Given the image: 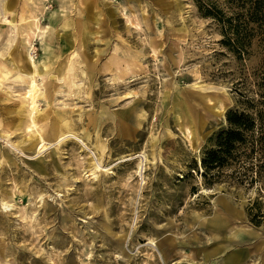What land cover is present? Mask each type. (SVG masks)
I'll return each mask as SVG.
<instances>
[{"label": "rangeland", "instance_id": "374dc122", "mask_svg": "<svg viewBox=\"0 0 264 264\" xmlns=\"http://www.w3.org/2000/svg\"><path fill=\"white\" fill-rule=\"evenodd\" d=\"M3 1L0 264H264L259 184L202 175L264 106L256 0Z\"/></svg>", "mask_w": 264, "mask_h": 264}, {"label": "trees", "instance_id": "16d2710c", "mask_svg": "<svg viewBox=\"0 0 264 264\" xmlns=\"http://www.w3.org/2000/svg\"><path fill=\"white\" fill-rule=\"evenodd\" d=\"M206 12L217 18L212 15V11L209 13L207 9ZM253 17L264 26V0L255 1ZM234 20L236 18H227L228 25L233 24ZM239 28L238 24L234 25V34L239 32ZM236 42L241 44V39H236ZM261 97L264 98V93ZM226 121L228 128L217 135L213 147L204 154L202 175L214 177L210 178L214 180L219 178L223 166L234 165V173L238 178L257 182L260 193L264 194V106L256 109L253 115L230 111Z\"/></svg>", "mask_w": 264, "mask_h": 264}, {"label": "bare ground", "instance_id": "6f19581e", "mask_svg": "<svg viewBox=\"0 0 264 264\" xmlns=\"http://www.w3.org/2000/svg\"><path fill=\"white\" fill-rule=\"evenodd\" d=\"M3 1V0H2ZM6 3L5 4V6L6 5H8V3H9V0H4L3 1V3ZM2 6V5H1ZM5 9V11H6V7H3L2 8V11ZM9 10V9H8ZM4 13V12H3ZM29 37V36H28ZM29 61L31 62V64H32V66H33V68H34V62L32 61V58L31 57H29ZM43 68L45 69V71H44V73L45 74H47V69H48V67L47 66H45V65H43ZM36 70V69H35ZM35 70H34V72H35ZM29 74V73H28ZM35 74V73H34ZM22 75V74H21ZM35 76V75H34ZM34 76H33V74L30 76L31 78H30V80H29V84H28V90H27V99L29 100V106H30V110H31V112L33 113V112H35V108H34V106H35V97H36V93H37V91H38V85L36 84V82H35V80H34ZM49 113V112H48ZM42 115V114H41ZM46 116V115H45ZM42 117V116H41ZM46 118V117H45ZM48 118H49V116H48ZM39 121H42V120H39ZM33 126H36V124H33ZM43 140V139H42Z\"/></svg>", "mask_w": 264, "mask_h": 264}]
</instances>
